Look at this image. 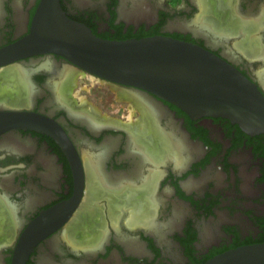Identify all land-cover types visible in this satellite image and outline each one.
<instances>
[{
	"label": "flooded vegetation",
	"instance_id": "flooded-vegetation-1",
	"mask_svg": "<svg viewBox=\"0 0 264 264\" xmlns=\"http://www.w3.org/2000/svg\"><path fill=\"white\" fill-rule=\"evenodd\" d=\"M40 1L0 0V52L30 34ZM59 4L104 40L203 47L264 94V0ZM78 76L109 90L103 110L75 91ZM0 119L19 122L0 134V264L32 226L50 231L25 264H202L264 239L263 135L192 118L52 53L0 64Z\"/></svg>",
	"mask_w": 264,
	"mask_h": 264
},
{
	"label": "water",
	"instance_id": "water-1",
	"mask_svg": "<svg viewBox=\"0 0 264 264\" xmlns=\"http://www.w3.org/2000/svg\"><path fill=\"white\" fill-rule=\"evenodd\" d=\"M41 53L62 56L99 80L154 95L192 118L220 117L248 135H264V94L258 85L196 44L163 36L104 40L69 19L59 0H41L30 34L1 51L0 61L6 59L0 64ZM18 124L0 119V134ZM49 231V226L29 227L15 247L12 264H25ZM202 264H264V243L227 250Z\"/></svg>",
	"mask_w": 264,
	"mask_h": 264
},
{
	"label": "rangeland",
	"instance_id": "rangeland-1",
	"mask_svg": "<svg viewBox=\"0 0 264 264\" xmlns=\"http://www.w3.org/2000/svg\"><path fill=\"white\" fill-rule=\"evenodd\" d=\"M210 21L213 22L212 20H210ZM217 27L219 28V26H217ZM76 82L78 83V85L75 88V91L79 90V87L82 88L80 94L85 96L84 98H86L91 103V105L98 107L101 110H103L102 108H103L104 104L107 103V101H109L111 98V93L109 92V90L106 89L102 83H100V82L95 83L94 80H92V79L88 81L85 78H83L82 76H78ZM75 95H77V93H75ZM130 110L131 109H129V112H128L129 114H130ZM129 114H128V116H129ZM237 216L240 217L239 215H237ZM246 228H247L246 231L250 230L249 225L246 226Z\"/></svg>",
	"mask_w": 264,
	"mask_h": 264
},
{
	"label": "bare ground",
	"instance_id": "bare-ground-1",
	"mask_svg": "<svg viewBox=\"0 0 264 264\" xmlns=\"http://www.w3.org/2000/svg\"><path fill=\"white\" fill-rule=\"evenodd\" d=\"M196 23H198V22H196ZM198 25V29H199V27H201V30H203L204 28H207L208 30H209V27H208V24H203L202 22L201 23H198L197 24ZM200 30V31H201ZM199 31V30H198ZM204 31H206L205 29H204ZM259 47V46H258ZM260 50H258V51H260V56H261V58H263L264 59V53H263V49H261V48H259ZM240 50V49H239ZM256 50V49H255ZM243 52V51H242ZM257 52V51H256ZM244 53V52H243ZM258 54V53H257ZM259 56V55H258ZM65 74V73H64ZM67 74V73H66ZM70 76V72L68 73V77ZM93 77V76H92ZM66 80H68V79H66ZM56 86V85H55ZM55 93V92H54ZM56 97V98H55ZM54 99L55 100H57V101H61V98H59L58 97V95H54ZM11 210H13V208H11V207H9Z\"/></svg>",
	"mask_w": 264,
	"mask_h": 264
},
{
	"label": "trees",
	"instance_id": "trees-1",
	"mask_svg": "<svg viewBox=\"0 0 264 264\" xmlns=\"http://www.w3.org/2000/svg\"><path fill=\"white\" fill-rule=\"evenodd\" d=\"M264 136V135H263ZM259 243H264V239H262ZM223 253V252H222Z\"/></svg>",
	"mask_w": 264,
	"mask_h": 264
}]
</instances>
